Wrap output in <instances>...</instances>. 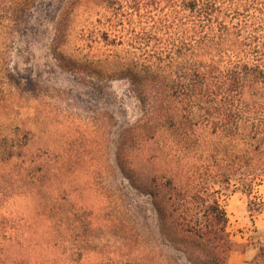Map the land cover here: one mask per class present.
<instances>
[{"label":"rangeland","instance_id":"1","mask_svg":"<svg viewBox=\"0 0 264 264\" xmlns=\"http://www.w3.org/2000/svg\"><path fill=\"white\" fill-rule=\"evenodd\" d=\"M185 1L0 0V227L16 230L0 233L1 264L165 259L149 183L184 179L185 162L198 161L195 142L215 141V114L193 127L200 118L176 110L174 96L169 108L146 111L119 71L171 65L177 87L185 68L208 59L195 53L211 23ZM225 1L232 23L251 19L252 9L236 7L252 0ZM165 117L175 125L165 128ZM211 187L238 244L227 264H251L264 245V181L249 197Z\"/></svg>","mask_w":264,"mask_h":264},{"label":"trees","instance_id":"2","mask_svg":"<svg viewBox=\"0 0 264 264\" xmlns=\"http://www.w3.org/2000/svg\"><path fill=\"white\" fill-rule=\"evenodd\" d=\"M226 3L183 2L185 10L201 21H210L211 27L195 53L208 59L185 68L179 86L171 83V65L132 66L119 71L146 111L169 108L167 97L174 96L176 110L187 117L196 113L200 118L193 127L205 126L209 122L205 115L212 112L216 120L211 127L215 141L199 139L194 145L198 161L195 165L185 162L184 171L189 175L181 181L151 178L147 192L157 219L158 241L167 248V254L165 259L152 256L150 264H227L238 244L227 233L226 212L211 186L225 184L249 197L255 182L264 181V5L252 0L236 7L252 9L253 14L251 19L232 23L224 11ZM13 80L15 86L20 85L15 76ZM162 120L165 128L175 125L171 118ZM192 126L190 132L194 131ZM181 133L188 138L187 127H182ZM186 144H176L185 157L190 153ZM259 205L264 207V201ZM6 227H0V233L11 237L16 230ZM133 261L143 264L139 255ZM251 264H264V245L258 247Z\"/></svg>","mask_w":264,"mask_h":264}]
</instances>
